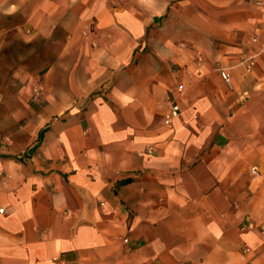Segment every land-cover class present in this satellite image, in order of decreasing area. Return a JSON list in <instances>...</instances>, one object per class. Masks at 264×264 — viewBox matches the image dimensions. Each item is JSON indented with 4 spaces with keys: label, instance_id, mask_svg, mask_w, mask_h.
<instances>
[{
    "label": "crops",
    "instance_id": "1",
    "mask_svg": "<svg viewBox=\"0 0 264 264\" xmlns=\"http://www.w3.org/2000/svg\"><path fill=\"white\" fill-rule=\"evenodd\" d=\"M1 209L0 264H264V0H0Z\"/></svg>",
    "mask_w": 264,
    "mask_h": 264
},
{
    "label": "built area",
    "instance_id": "2",
    "mask_svg": "<svg viewBox=\"0 0 264 264\" xmlns=\"http://www.w3.org/2000/svg\"><path fill=\"white\" fill-rule=\"evenodd\" d=\"M250 68H251V65H248L247 69H250ZM221 76H222L223 80L225 81V83L227 84L228 88L231 89V82H230L229 75L226 72L222 71ZM178 90L181 91L182 90V86H179ZM178 113H179L178 106L177 105H172L171 108H170L169 114L166 116V123H169L172 119L177 117ZM2 212H3V210L1 209L0 213H2ZM245 251L248 252L249 250L246 248Z\"/></svg>",
    "mask_w": 264,
    "mask_h": 264
}]
</instances>
